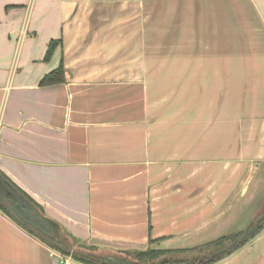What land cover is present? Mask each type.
Instances as JSON below:
<instances>
[{
    "label": "crops",
    "instance_id": "crops-1",
    "mask_svg": "<svg viewBox=\"0 0 264 264\" xmlns=\"http://www.w3.org/2000/svg\"><path fill=\"white\" fill-rule=\"evenodd\" d=\"M202 45L256 62L240 75L258 78L262 116L234 152L154 117L150 78L199 75L186 62L207 59ZM60 63L63 80L40 85ZM0 171L91 251L191 248L247 226L264 204V0H0ZM52 251L0 210V264H61ZM216 264H264V229Z\"/></svg>",
    "mask_w": 264,
    "mask_h": 264
},
{
    "label": "rangeland",
    "instance_id": "rangeland-1",
    "mask_svg": "<svg viewBox=\"0 0 264 264\" xmlns=\"http://www.w3.org/2000/svg\"><path fill=\"white\" fill-rule=\"evenodd\" d=\"M201 54L207 59L186 62V68L196 69L190 73L198 72L199 75L150 78L154 117L168 118L174 130L176 129L173 124L177 117H182L185 131L192 133V128L199 131L202 148L212 144V134L225 135L232 143L234 152L240 143L241 132L247 129L250 120L262 116L259 108L263 94L258 91V78L240 75L246 74L247 69H256V62H251L250 59L243 62L212 61V49L206 45L201 46ZM175 64L176 62H171L169 66ZM245 227L246 222L239 226L240 230ZM70 241L68 243L74 247L76 244ZM73 262L76 261L70 258L69 263Z\"/></svg>",
    "mask_w": 264,
    "mask_h": 264
},
{
    "label": "trees",
    "instance_id": "trees-1",
    "mask_svg": "<svg viewBox=\"0 0 264 264\" xmlns=\"http://www.w3.org/2000/svg\"><path fill=\"white\" fill-rule=\"evenodd\" d=\"M55 44L56 41L53 40L49 43L44 56L46 60L50 58ZM62 80L63 67L60 63L56 69L46 73L39 83L40 85H47ZM262 205L261 211L250 219L244 229L219 236L207 243L191 248H148L137 252H126L125 254L131 256L136 261L135 264H216L241 249L264 229V204ZM0 210L28 233L76 262L83 264H111L100 257L80 252L77 249L83 248L91 251L93 248L90 246L75 242H73V244H76L74 247L72 244H68L58 226L44 216L41 206L1 171ZM13 212L20 218V221L14 217ZM49 238L64 244L66 247L57 246ZM69 245L73 247L72 251L69 250L71 248Z\"/></svg>",
    "mask_w": 264,
    "mask_h": 264
},
{
    "label": "water",
    "instance_id": "water-1",
    "mask_svg": "<svg viewBox=\"0 0 264 264\" xmlns=\"http://www.w3.org/2000/svg\"><path fill=\"white\" fill-rule=\"evenodd\" d=\"M14 215V217L20 221V218L13 212L12 213ZM48 219V218H47ZM49 220V219H48ZM51 221V220H49ZM52 222V221H51ZM54 223V222H53ZM56 224V223H55ZM57 225V224H56ZM58 226V225H57ZM39 232V231H37ZM41 233V232H39ZM49 240L54 241V243L59 246V247H66L64 244L52 240L49 238ZM69 244V243H68ZM70 246V245H69ZM71 248H69L70 251L73 250V247L70 246ZM80 252L83 253H88L91 254L95 257H100L102 258L104 261L110 262L111 264H135L136 261L133 260V258L127 254H123V253H111V252H96V251H90L87 249H83V248H77Z\"/></svg>",
    "mask_w": 264,
    "mask_h": 264
},
{
    "label": "built area",
    "instance_id": "built-area-1",
    "mask_svg": "<svg viewBox=\"0 0 264 264\" xmlns=\"http://www.w3.org/2000/svg\"><path fill=\"white\" fill-rule=\"evenodd\" d=\"M50 254L51 255L55 254L56 256H58L61 264H72V263H69V260H70L69 256H65V255L58 253V252H55V251L50 252Z\"/></svg>",
    "mask_w": 264,
    "mask_h": 264
}]
</instances>
